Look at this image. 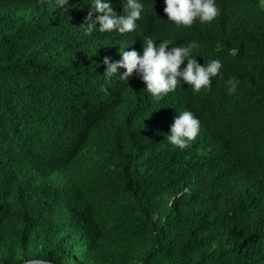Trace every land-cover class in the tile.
<instances>
[{"label":"trees","instance_id":"trees-1","mask_svg":"<svg viewBox=\"0 0 264 264\" xmlns=\"http://www.w3.org/2000/svg\"><path fill=\"white\" fill-rule=\"evenodd\" d=\"M91 2L0 0V264H264V9L216 0L214 21L178 27L142 0L135 31L87 33ZM149 37L196 40L223 77L158 101L139 74L105 79L106 56ZM184 110L201 130L181 149Z\"/></svg>","mask_w":264,"mask_h":264},{"label":"clouds","instance_id":"clouds-1","mask_svg":"<svg viewBox=\"0 0 264 264\" xmlns=\"http://www.w3.org/2000/svg\"><path fill=\"white\" fill-rule=\"evenodd\" d=\"M59 7L69 5V0H56ZM85 2V0H84ZM162 12L165 18L176 26L191 27L194 23H211L220 14L216 0H164ZM87 22L83 25L87 33L94 31L131 33L138 27L144 4L142 0H124V13L117 14L111 0H92ZM258 7L264 9V0H258ZM93 13H97L93 17ZM99 25V27L97 26ZM172 45V47H169ZM199 48L196 40L186 45H173L168 39L160 40L157 45L151 37L144 40L143 54L137 50H121V59L113 61L106 56L104 77L110 80L114 75L121 80H129L139 74L146 83V91L155 100H161L177 90L186 82L193 93L201 90L211 91L213 78L223 77V64L220 59H211L201 64L193 56L194 49ZM186 61V63H185ZM121 69H126L123 73ZM240 80L231 77L226 81L229 95L237 92ZM179 115L171 125V132L166 140L181 149L187 148L200 133V119L190 110L178 111Z\"/></svg>","mask_w":264,"mask_h":264},{"label":"water","instance_id":"water-1","mask_svg":"<svg viewBox=\"0 0 264 264\" xmlns=\"http://www.w3.org/2000/svg\"><path fill=\"white\" fill-rule=\"evenodd\" d=\"M26 264H52V263H45V262H41V261H34V262H29Z\"/></svg>","mask_w":264,"mask_h":264}]
</instances>
